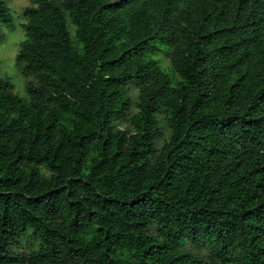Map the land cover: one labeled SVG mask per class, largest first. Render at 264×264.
I'll return each mask as SVG.
<instances>
[{"label":"trees","instance_id":"16d2710c","mask_svg":"<svg viewBox=\"0 0 264 264\" xmlns=\"http://www.w3.org/2000/svg\"><path fill=\"white\" fill-rule=\"evenodd\" d=\"M25 17L28 99L0 77V264H264V0H34Z\"/></svg>","mask_w":264,"mask_h":264},{"label":"rangeland","instance_id":"374dc122","mask_svg":"<svg viewBox=\"0 0 264 264\" xmlns=\"http://www.w3.org/2000/svg\"><path fill=\"white\" fill-rule=\"evenodd\" d=\"M34 0H4L6 3L9 14L11 17V27L0 28V77L6 79L9 83L11 91L23 99H28L27 86L36 81L35 75L20 70L17 68V55L20 51L21 44L26 39L25 25L27 19L25 17V10L32 5ZM70 30L74 36L75 29L69 23ZM159 52L156 55H151L152 58L159 62V65L165 71L170 70V61L168 54L170 48L167 46H160ZM128 96L132 99V107L127 114L121 115L115 119L114 124L118 129L129 128V118L137 113L135 106L138 97V86L136 83H131L127 86ZM164 136L168 135V132L163 130ZM45 171V170H43ZM47 174L48 172L45 171ZM185 251L194 255H207L208 248L194 247L190 241L185 244Z\"/></svg>","mask_w":264,"mask_h":264}]
</instances>
